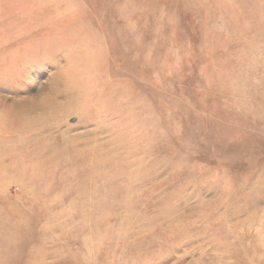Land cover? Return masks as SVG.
Wrapping results in <instances>:
<instances>
[{
	"label": "rangeland",
	"instance_id": "rangeland-1",
	"mask_svg": "<svg viewBox=\"0 0 264 264\" xmlns=\"http://www.w3.org/2000/svg\"><path fill=\"white\" fill-rule=\"evenodd\" d=\"M0 264H264V0H0Z\"/></svg>",
	"mask_w": 264,
	"mask_h": 264
}]
</instances>
